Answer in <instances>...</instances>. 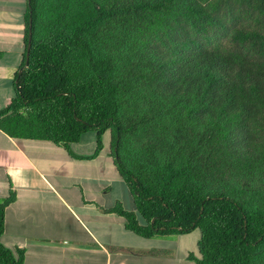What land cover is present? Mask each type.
<instances>
[{"label":"trees","instance_id":"obj_1","mask_svg":"<svg viewBox=\"0 0 264 264\" xmlns=\"http://www.w3.org/2000/svg\"><path fill=\"white\" fill-rule=\"evenodd\" d=\"M24 22L0 130L66 149L93 131L94 155L108 131L126 230H199L196 264H264V0H27ZM23 259L0 242V264Z\"/></svg>","mask_w":264,"mask_h":264},{"label":"crops","instance_id":"obj_2","mask_svg":"<svg viewBox=\"0 0 264 264\" xmlns=\"http://www.w3.org/2000/svg\"><path fill=\"white\" fill-rule=\"evenodd\" d=\"M26 3L0 0V109L14 96ZM88 134L66 149L0 130V201L14 196L0 242L22 249L23 264H196L187 259L196 253L186 236L142 238L106 211L117 202L127 209V188L110 157V142L94 155ZM133 209L131 203L128 211Z\"/></svg>","mask_w":264,"mask_h":264},{"label":"rangeland","instance_id":"obj_3","mask_svg":"<svg viewBox=\"0 0 264 264\" xmlns=\"http://www.w3.org/2000/svg\"><path fill=\"white\" fill-rule=\"evenodd\" d=\"M222 28H224V27H222ZM222 28L218 29V31L216 33H214V31L211 32L215 36V38H212L210 35H209V38H204V42L206 43V45L207 44L211 45L214 43V41H216V42L219 41L221 46H224L226 40L228 41L229 35L227 33L222 32L223 31ZM87 133H89L87 136V140H92L94 137V142L96 144V133L93 131H90ZM101 142H102V144H109L110 140H109V133L108 132H106L103 135ZM122 202H123V200H122ZM124 203H125L127 209H125L123 207V205L120 203L122 205L123 209L129 210V207H131L132 201H131V197L128 193V190H127V200ZM184 236H186V238H188V240H189V244L191 245V252L197 253V241L199 240V236H200L199 230H194L193 233H190V234H187ZM186 243H188V242H186Z\"/></svg>","mask_w":264,"mask_h":264},{"label":"water","instance_id":"obj_4","mask_svg":"<svg viewBox=\"0 0 264 264\" xmlns=\"http://www.w3.org/2000/svg\"><path fill=\"white\" fill-rule=\"evenodd\" d=\"M29 35H30V34H29ZM28 48H29V40H28ZM27 55H28V54H27ZM27 55H26V56H27Z\"/></svg>","mask_w":264,"mask_h":264}]
</instances>
